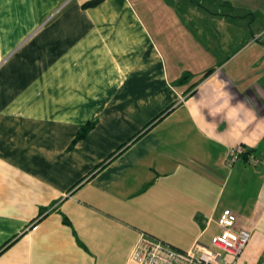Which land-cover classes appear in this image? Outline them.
<instances>
[{
  "label": "crops",
  "instance_id": "0c3cea01",
  "mask_svg": "<svg viewBox=\"0 0 264 264\" xmlns=\"http://www.w3.org/2000/svg\"><path fill=\"white\" fill-rule=\"evenodd\" d=\"M88 1L0 0V264L211 246L227 209L263 264L264 0Z\"/></svg>",
  "mask_w": 264,
  "mask_h": 264
},
{
  "label": "built area",
  "instance_id": "2783aa9c",
  "mask_svg": "<svg viewBox=\"0 0 264 264\" xmlns=\"http://www.w3.org/2000/svg\"><path fill=\"white\" fill-rule=\"evenodd\" d=\"M243 156L255 163L260 162L254 153L241 145L230 148L227 162L232 163ZM236 221V214L225 210L218 220L221 230L213 237L211 246L197 241L187 251L176 249L147 232H141L130 259L135 264H220L222 257L229 255V264H238L252 239V232L245 228L236 230Z\"/></svg>",
  "mask_w": 264,
  "mask_h": 264
},
{
  "label": "trees",
  "instance_id": "16d2710c",
  "mask_svg": "<svg viewBox=\"0 0 264 264\" xmlns=\"http://www.w3.org/2000/svg\"><path fill=\"white\" fill-rule=\"evenodd\" d=\"M102 0H91V1H88L87 3H85L84 5L85 6H95L97 5L98 3H100ZM213 69H210L209 71H207L206 75H208ZM190 77V74L189 73H186L179 81V83H184L186 82ZM92 125L89 124L87 125L86 127H84L82 133H80V137H82L83 135H85V133L88 131V129L91 127ZM42 215V213H41ZM40 216V215H39ZM40 217H38L39 219Z\"/></svg>",
  "mask_w": 264,
  "mask_h": 264
},
{
  "label": "rangeland",
  "instance_id": "374dc122",
  "mask_svg": "<svg viewBox=\"0 0 264 264\" xmlns=\"http://www.w3.org/2000/svg\"><path fill=\"white\" fill-rule=\"evenodd\" d=\"M187 2H188V0H187ZM204 4H207V1H205V3Z\"/></svg>",
  "mask_w": 264,
  "mask_h": 264
}]
</instances>
